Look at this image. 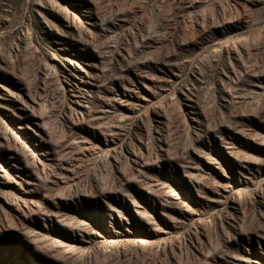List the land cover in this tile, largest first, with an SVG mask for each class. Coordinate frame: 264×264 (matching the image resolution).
Here are the masks:
<instances>
[{
    "label": "rangeland",
    "instance_id": "1",
    "mask_svg": "<svg viewBox=\"0 0 264 264\" xmlns=\"http://www.w3.org/2000/svg\"><path fill=\"white\" fill-rule=\"evenodd\" d=\"M0 264H264V0H0Z\"/></svg>",
    "mask_w": 264,
    "mask_h": 264
}]
</instances>
